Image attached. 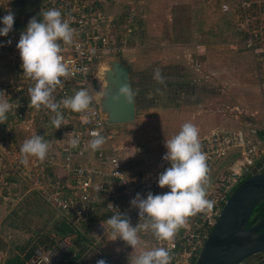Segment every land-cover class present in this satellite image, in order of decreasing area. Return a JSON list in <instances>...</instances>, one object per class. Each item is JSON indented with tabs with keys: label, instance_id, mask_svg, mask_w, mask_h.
<instances>
[{
	"label": "built area",
	"instance_id": "obj_1",
	"mask_svg": "<svg viewBox=\"0 0 264 264\" xmlns=\"http://www.w3.org/2000/svg\"><path fill=\"white\" fill-rule=\"evenodd\" d=\"M113 1H42L39 12L34 16L42 18L39 14L41 11L57 8L75 30L73 42L68 45L62 43L61 54L69 72L66 77H61L62 83L53 93L56 101L60 102L63 98L74 95L80 88H87L92 99L89 108L82 112H74L60 104L59 111L63 119L59 129L65 137L63 154L59 150L56 152L57 147L54 145V154H48V150L44 160L30 157L32 159L29 158L27 164L17 168L25 178L33 181V190L55 210L58 217L79 232L77 234L81 233L91 241H99L111 233L109 226L106 225L107 230L101 227V221L110 218L116 211L123 213L133 225L140 222L139 210L130 204L136 193L146 197L148 192L157 194L169 190L166 187L161 189L157 184L158 175L170 166L169 161L161 170L148 174L138 182L129 178L113 148L109 154L99 149L97 165L78 164L74 161L75 157L85 154L93 132H99L108 142L112 139L104 115L95 100L93 86L96 73L103 67L105 59L119 52L122 42L126 43L120 37L122 28L126 27V22L129 25L136 19L135 13H129L125 17L110 16L107 10ZM237 8L239 24L236 30L242 39L240 44L247 50L256 51L262 35L254 22L253 5L247 0H241ZM228 9L227 5L223 6L224 11ZM9 10L13 11L15 7H4L0 11V17ZM29 19L24 18L21 13H15L12 31L7 36L0 37V41H11L0 46V90L8 96L11 105L7 119L0 121V130L11 132V142L14 139L16 141L18 136L25 135L21 140L24 142L35 134L46 140L56 129L51 123V117L55 113L44 106L37 109L30 103L28 89L34 81L23 75L22 61L16 47L20 33L26 28ZM128 31L131 29L128 28ZM74 139L78 141L75 147L72 146ZM199 139L208 166L207 197L214 201L213 207L188 217L170 240L158 241L149 232L139 233L144 250L161 246L169 250V264H195L234 188L241 179L264 171V139L258 136L253 139L243 130L220 129ZM231 158L234 161L229 164L227 161ZM58 159H61L62 169L68 175L67 183L62 180L59 182L55 175L53 167ZM97 212L100 213L99 219L92 221ZM63 243H67L66 239L59 246ZM53 251L57 249L54 248ZM79 254L80 250L73 248L72 257L76 258ZM48 256L51 260L55 259L51 251L46 253L37 250L31 262L44 264Z\"/></svg>",
	"mask_w": 264,
	"mask_h": 264
},
{
	"label": "rangeland",
	"instance_id": "obj_2",
	"mask_svg": "<svg viewBox=\"0 0 264 264\" xmlns=\"http://www.w3.org/2000/svg\"><path fill=\"white\" fill-rule=\"evenodd\" d=\"M15 1L0 0V11L4 10V7H15ZM142 1L143 3L138 4L139 10L137 9L141 14L132 10L133 6H129L126 0H114L111 5H108L107 12L110 16L125 17L129 13H135L136 19L134 18L129 25L126 22V27L124 26L120 33L121 39L126 43L122 42L120 44L122 49L105 59L101 70L102 72L107 70L109 76L114 78L113 60L123 64L127 67L131 80L133 79L134 83L136 81V87L139 88H141L139 75L142 74L146 82L147 74L150 73H144L146 69V66L142 67L144 63L139 64L143 60L145 62L143 59L147 51L145 46H149L152 42L160 44L159 41L163 37L158 35V39L150 41L148 37H145L146 24L150 22L152 15L153 18L157 17L154 20L159 24L161 19L159 13L166 8V5L161 2L148 4L145 0ZM240 1L175 0L169 6L170 15L167 20L169 23L163 28L167 32L166 28L171 27L172 39L189 48L184 58L188 79L192 80L200 76L203 80L207 79L204 83L203 80L198 83L201 90H196L198 93H195V96L203 95L205 99L209 98V105L215 107L214 115L208 119L205 118L213 121L214 126L206 130L203 133L204 136L211 134L215 129L243 130L254 139L258 136L257 132L264 131V6L259 7L257 3L253 5L255 19H257L254 22L262 35V51H250L240 44L242 39L236 31L239 21L235 15L238 14L237 7ZM224 5L229 7L227 11L223 10ZM13 12L21 13L24 18H28L23 10L16 7ZM122 24H124L123 21ZM128 28L131 29L130 32ZM198 43L205 47L194 52L193 49ZM160 72L158 71L159 74ZM96 74L93 86L94 97L104 109L107 129L112 135L111 140L114 141L117 153H120L121 147L143 151L138 158L144 160L149 169L157 171L164 162L162 157L167 150L166 136L176 134L175 128L180 127L176 124L179 118L176 115L168 118V114L164 112L166 107H162L163 97L158 95L157 101L161 103L159 106L152 105L154 102L151 103V100L143 97L142 102L139 100L140 106L136 119L131 122L111 123L112 118L107 111V106L102 104L108 99L105 90L107 86L104 84L100 69ZM136 74H138L137 78H135ZM155 74H157L156 69L149 75ZM210 92L211 94H208ZM195 96L192 97L193 101L197 100ZM202 103L207 104L208 100ZM152 106L155 109H152ZM129 123L132 124L127 126ZM171 124L173 127L168 129ZM3 134L9 138V141H6L7 138ZM10 134V131L0 130V264H5L6 259L16 255L24 257L29 252H34L33 254L36 255L37 250L46 253L51 251L54 258L58 259L51 260L48 256L44 264H96L98 259H105L107 264H131L132 256L135 255L133 248L119 238L117 239L120 241V247L103 248V243L112 235V232L99 241H91L81 233L77 234L79 232L57 216L55 210L41 198L36 190H33L35 187L33 181L17 171L18 167L24 166L21 163L20 146L25 135L18 136L16 141L14 139V142H11L13 138ZM64 139L60 129L50 133L46 138L49 146L51 145L48 154H54L52 149L54 145L57 147L55 151L59 150L63 154ZM18 144L21 145L18 146ZM95 151L98 152L99 149ZM145 151H148L147 154H144ZM233 161L234 159L231 158L227 162L231 164ZM57 162V165L61 167V159ZM57 179L61 182V178L57 177ZM99 216L97 212L92 221H97ZM63 230L68 232L63 234ZM65 239L67 243L59 246ZM54 248L57 251H53ZM73 248L80 250L76 258L71 255ZM64 250L65 252H62ZM139 251L142 252L144 249L139 248ZM32 259L33 256L27 264H33ZM263 261L264 253L249 258L243 264H260Z\"/></svg>",
	"mask_w": 264,
	"mask_h": 264
},
{
	"label": "clouds",
	"instance_id": "obj_3",
	"mask_svg": "<svg viewBox=\"0 0 264 264\" xmlns=\"http://www.w3.org/2000/svg\"><path fill=\"white\" fill-rule=\"evenodd\" d=\"M39 14L42 18L33 16L29 19L16 47L23 75L34 81L28 89L31 105L37 109L44 106L54 112L51 123L59 129L63 119L59 111L61 103L74 112H82L89 108L92 97L87 88H80L74 95L56 101L53 93L62 83L61 77H66L69 72L61 54L62 43L71 44L75 30L57 8H49ZM14 19L15 13L11 10L0 17V37L12 31ZM4 43L11 41H0V46ZM134 95L131 86L124 84L113 100L119 101L122 97L131 102ZM10 107L8 96L0 90V121L7 119ZM92 136L89 146L95 151L104 144L105 137L99 132H93ZM77 142L74 139L72 146L75 147ZM165 147L167 151L162 158L169 161L170 166L158 175L157 184L161 189L166 187L169 190L157 194L148 192L146 197L136 193L130 201L139 210L140 222L136 225L118 211L101 221L102 228L107 230L106 225L109 226L116 239L126 242L133 249L140 242L141 231L151 233L158 241L170 240L188 217L214 205V201L207 197L208 166L206 154L201 150L197 126L192 122L183 123L177 134L165 140ZM48 149L49 141L43 136L35 134L27 138L20 146L21 163L27 164L29 157L44 160ZM170 259L167 248L153 247L136 255L131 264H169ZM96 264H107V261L98 259Z\"/></svg>",
	"mask_w": 264,
	"mask_h": 264
},
{
	"label": "crops",
	"instance_id": "obj_4",
	"mask_svg": "<svg viewBox=\"0 0 264 264\" xmlns=\"http://www.w3.org/2000/svg\"><path fill=\"white\" fill-rule=\"evenodd\" d=\"M126 1L130 4L129 6H133L131 9L137 12L139 10L138 4L143 3L142 0H126ZM247 1L251 2L252 5L257 3L259 7L260 5L264 6V0H247ZM145 2L146 3L148 2V4L150 3L155 4L156 2H161L166 5V8L162 11V13H159L161 17V19L159 20L160 21L159 24L157 23L156 20H154V18L157 19V17L153 18V15H152V19H150V22L147 23L145 27L146 29L145 37H148L150 41H153L154 39H158L159 38L158 35H161L163 37H161V41H159L160 44H156L152 42L149 46H145V48L147 49L145 56H144L145 58H143L145 59V62L143 60L142 63H139V64L144 63L142 65V67L146 66V69L144 71H149L150 73H153L154 69L158 70L157 68H159L160 69L159 71H161L160 72L161 76L158 79L156 75H152V76L147 75L148 79L146 80L144 84H142L144 85L143 87L145 88H142V89L144 91H149L151 94H153V91H154L155 94L164 95V96H161V97H164L162 98L163 101L165 98H167L165 99L166 103L162 102V107L163 108L166 107L164 108L165 109L164 112L168 114V118H170L171 115L172 116L176 115L177 118H179V120L176 121V124L177 125L179 124L180 127L177 126V128H175V130L177 131L176 134L181 129V126L183 123L192 122L198 128L199 137H202L204 136L203 133L206 132V130L214 126L213 121L211 122L206 119L214 115L213 109H215V107H211L210 106L211 104L209 105V101H210L209 98L205 99L204 98L205 96L203 97V95H202L203 99L201 95L195 96V93L196 94L198 93L196 92V90H201L200 88L201 86H199L198 83L199 82L201 83V80H203V77L200 76L199 78H194L192 80H189L187 77L184 58H185V52H188L189 48H187V46H184L181 43L174 41L172 39L173 31L171 27L166 28L167 32L165 29H163L164 26L169 23V21H167L168 16L170 15L169 6H171L175 2V0H157V1L145 0ZM252 11H253V8H252ZM253 14L255 16L254 11H253ZM235 16L237 19V15ZM236 26L238 27V23ZM193 32L195 34V30H193ZM262 46L263 44L261 42L258 46V49L255 52L262 51ZM201 47H205V46L203 44L198 43L196 47L193 49V51L198 52ZM143 52L145 51L143 50ZM138 66L139 65L137 64V67ZM150 69L152 71H150ZM205 80L207 79L204 78L202 82L204 83ZM157 83L158 84L161 83V86L156 87ZM139 86L141 87V85ZM133 88H134V85L132 86V89ZM138 88L139 87H137V89ZM177 93L178 95H180V98H183L184 100H181V103H179V105H174V103H171L170 99H172L171 97H176ZM208 94H211V92ZM193 96H195L197 100L193 101L192 100ZM147 98H149V96ZM150 98H153V97H150ZM134 99L136 103V111H135L136 112L135 119H136V116L138 114L139 105H138V100L136 99L135 95H134ZM186 99H190L192 102H190V100L186 102L187 101ZM206 100H208L207 104L202 103V101H206ZM152 109H155V108L153 107ZM131 124L132 123H129L127 126ZM171 127H173L172 124L171 126H168V129ZM215 130H220V129H215ZM171 137L172 135L168 137L166 136V139H169ZM106 141L99 149H102L105 154H109L110 150L113 148V150L117 153L118 151L115 147L114 141L112 140H110L109 142L108 141L106 142ZM131 149H132L131 147L129 148L121 147L120 153H117V154H119L118 156L120 157L124 165L127 175L129 176L131 180L135 182L140 181V179H142L143 177H146L150 173L161 170L163 166L165 165V163L167 162L166 160H164V162H162V167H160L157 171L155 170L153 171L149 169L150 167L148 168L147 164L144 163V160L142 161L141 159L138 158L140 154H143L141 153L143 151H133V149L131 151ZM166 151L163 154H165ZM147 152L148 151H145L144 154H147ZM98 154H99V151L98 152L94 151L90 147H88V149H86L85 154L75 157L74 161L78 164L97 165L99 164ZM57 164L58 162L56 160L54 163V167H53L56 177L61 178V180L64 183H67L68 182L67 173L62 169V164H61V167H59ZM112 238H113V235L106 238V242L103 243V248L105 247L107 249H110V248L115 249L116 246L120 247V241H118V239L116 238H113V239ZM139 248H143V245L141 244V242H139L136 248L133 249L135 255L132 256V259H134V257L139 254L140 252Z\"/></svg>",
	"mask_w": 264,
	"mask_h": 264
},
{
	"label": "water",
	"instance_id": "obj_5",
	"mask_svg": "<svg viewBox=\"0 0 264 264\" xmlns=\"http://www.w3.org/2000/svg\"><path fill=\"white\" fill-rule=\"evenodd\" d=\"M42 1L16 0L14 6L30 18L39 12ZM113 64L114 80L105 87L108 99L102 104L107 106L111 123L131 122L136 113L134 97L131 102L122 97L119 101L113 100L122 85L128 84L132 88L129 71L126 66L114 60ZM98 105L100 107V102ZM100 109L104 115V109ZM262 201L264 171L251 174L234 188L195 264H243L249 258L264 253V217L248 227L253 211ZM260 264H264V261Z\"/></svg>",
	"mask_w": 264,
	"mask_h": 264
},
{
	"label": "trees",
	"instance_id": "obj_6",
	"mask_svg": "<svg viewBox=\"0 0 264 264\" xmlns=\"http://www.w3.org/2000/svg\"><path fill=\"white\" fill-rule=\"evenodd\" d=\"M159 70L160 69H158V71ZM147 72H149V71H144V73H147ZM149 74L150 73H148L147 75L149 76ZM155 75H156V77H158V79L161 76L160 74H158V75L155 74ZM135 76H136L135 78H137L138 77V74H136ZM139 77H140V83H139V85H141V88L140 89H137V87H136V85H137L136 84V81L134 83L133 79L131 80L132 86L134 85L133 91L135 93L136 99L138 100V105L140 106L139 100H140V102H142L141 99L143 97H148L149 96V98L150 97H153V98H150V99L147 98V99L151 100V103L154 102L152 105L159 106L161 103L157 101L158 95L159 96H163V95H161V94H155L154 91H153V94L154 95L151 94L149 91H144L142 89V88H145V87H143L144 85H142V84L145 83L144 78L142 77V74L139 75ZM160 86H161V83H159V84L157 83L156 84V87H160ZM171 98H172V99H170L171 100V103H174V105H179V103H181V100H184L183 98H180V95H178V93L176 94V97H171ZM165 99H167V98H165ZM165 99H164V101L162 100L163 103H166V100ZM186 100H187L186 102H188L190 99H186ZM190 102H192V101L190 100ZM257 135H258V137L264 139V131L257 132ZM263 217H264V201H262L255 208V210L253 211L252 216H251V219H250L249 224H248V227H252L253 225L257 224ZM66 232H68V231L67 230H63L62 231L63 234L66 233ZM262 232H264V229L262 230ZM33 253L34 252L26 253L24 255V257H21L20 255H16L14 257L9 258L6 261L5 264H27L28 260H30L31 257L34 255ZM72 253H73V249L71 251V255H72Z\"/></svg>",
	"mask_w": 264,
	"mask_h": 264
},
{
	"label": "bare ground",
	"instance_id": "obj_7",
	"mask_svg": "<svg viewBox=\"0 0 264 264\" xmlns=\"http://www.w3.org/2000/svg\"><path fill=\"white\" fill-rule=\"evenodd\" d=\"M101 70H102V68L100 69V74L104 78V84L108 87L113 82L114 78L112 76H109V72L107 70H104L103 72ZM106 74L108 75V79L107 80H105Z\"/></svg>",
	"mask_w": 264,
	"mask_h": 264
}]
</instances>
